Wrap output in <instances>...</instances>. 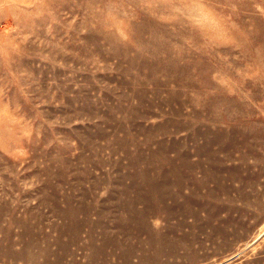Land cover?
<instances>
[{"label": "rangeland", "instance_id": "rangeland-1", "mask_svg": "<svg viewBox=\"0 0 264 264\" xmlns=\"http://www.w3.org/2000/svg\"><path fill=\"white\" fill-rule=\"evenodd\" d=\"M0 264H264V0H0Z\"/></svg>", "mask_w": 264, "mask_h": 264}]
</instances>
